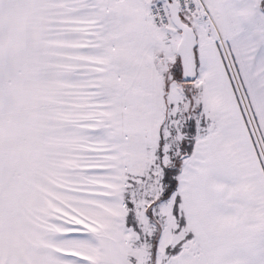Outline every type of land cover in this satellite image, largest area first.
<instances>
[{
  "label": "snow or ice",
  "instance_id": "1",
  "mask_svg": "<svg viewBox=\"0 0 264 264\" xmlns=\"http://www.w3.org/2000/svg\"><path fill=\"white\" fill-rule=\"evenodd\" d=\"M0 264H264V0H0Z\"/></svg>",
  "mask_w": 264,
  "mask_h": 264
}]
</instances>
